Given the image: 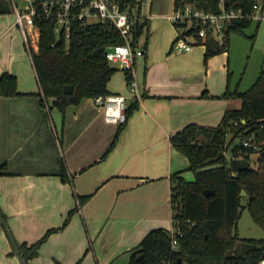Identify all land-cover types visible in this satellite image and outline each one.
<instances>
[{
    "label": "crops",
    "instance_id": "obj_1",
    "mask_svg": "<svg viewBox=\"0 0 264 264\" xmlns=\"http://www.w3.org/2000/svg\"><path fill=\"white\" fill-rule=\"evenodd\" d=\"M151 3L144 9L151 17L140 35L145 52L132 72L140 97L128 98L137 106L106 153L119 123L105 121L92 97L64 111L51 99L41 102L13 9L0 11V75L13 74L19 92L0 94V164H6L0 174V210L14 240H37L62 224L79 195H89L28 264H126L149 230L172 227L171 174L179 171L186 178L190 169L170 136L188 123L216 126L227 108L240 105L239 98L222 96L227 84L239 88V80H232L229 46L206 60L204 44L190 51L174 48V0L172 7L154 11ZM258 12L259 19L264 17V3ZM31 31L36 51L39 31ZM107 88L129 95L121 69L111 74ZM11 248L0 223V264H21Z\"/></svg>",
    "mask_w": 264,
    "mask_h": 264
},
{
    "label": "trees",
    "instance_id": "obj_2",
    "mask_svg": "<svg viewBox=\"0 0 264 264\" xmlns=\"http://www.w3.org/2000/svg\"><path fill=\"white\" fill-rule=\"evenodd\" d=\"M256 1L223 0V3L226 9L239 8L243 13L252 14ZM186 2L214 12L220 9V0H174V8L182 7ZM251 20V17L232 20L226 30L225 46H219L213 37H207L204 40V60L226 51L229 33H243ZM34 22L39 29L38 48L31 51V56L40 84L41 102L51 99L64 111L67 105L77 104L84 97L111 93L107 82L117 67L108 61L105 52L109 45L121 43L122 37L110 22L83 23L74 20L68 36L63 32L55 34L54 19H35ZM147 23V19L136 20L135 39L146 30ZM191 30L188 29V32ZM123 72L126 81L132 79L129 70ZM65 84L71 85L69 93L63 91ZM16 85L13 74L3 72L0 75V94H18ZM222 96L239 98V107L227 108L216 126L188 123L170 136L173 146L187 156L188 169L194 174L192 180L184 178L179 171L171 174L172 221L174 228L182 232L177 236V251L170 249L168 229L156 227L140 239L126 264H162V260L168 257L176 261L180 258L184 264H258L264 259V237L239 238L236 230L241 199L245 195L246 207L254 221L264 227V144L258 143L264 138V65L247 88L236 86L231 89L227 84ZM136 106V100L127 105L126 117ZM124 123L118 124L105 153L115 144ZM249 136L254 137L257 145H244L240 139L238 144L233 145L230 156L225 154L235 138ZM251 154L256 155L254 161L261 164H251ZM239 158L248 159L249 165L238 168ZM5 168V162L1 163L0 174ZM61 176L65 178L64 170ZM205 189L212 192L206 195ZM88 197L79 195L78 203L67 212L62 224L47 229L37 240L31 243L15 241L27 264L37 255L47 236L63 228L71 214ZM0 214L6 220L1 210ZM238 240L245 242L246 248L241 254H233L230 250ZM139 254L141 256L137 257Z\"/></svg>",
    "mask_w": 264,
    "mask_h": 264
},
{
    "label": "built area",
    "instance_id": "obj_3",
    "mask_svg": "<svg viewBox=\"0 0 264 264\" xmlns=\"http://www.w3.org/2000/svg\"><path fill=\"white\" fill-rule=\"evenodd\" d=\"M23 8L19 7L15 0H8L15 14V22L18 24L27 50L31 56V33L37 29L35 19H54V32L59 35H69L71 23L80 20L83 23L110 22L120 33L122 42L109 45L105 55L110 63L118 69L133 72L137 57L142 56L145 48L140 43V36L135 39L136 20L148 19L150 12H145L149 0H25ZM264 0H257L252 14L243 13L241 9L224 7L220 0L219 11L205 10L192 3L186 2L184 6L177 7L171 14V21L178 27V33L173 40L172 46L178 50L190 51L195 44H204L207 37H213L219 46H225L227 42L226 30L228 24L241 17L259 18V8ZM192 28L190 32L188 29ZM39 31V29H38ZM32 58V56H31ZM127 82L129 95L122 93L98 94L93 98L94 102L102 107L105 121L121 123L126 121L125 109L128 98L137 99L140 91L133 79ZM243 121V119H242ZM244 145H257L253 136L240 138ZM264 144V138L258 143ZM226 154V150L224 151ZM227 155V154H226ZM229 157V156H228ZM173 222V221H172ZM170 237V249L177 251V236L182 235L180 229L172 227L168 229ZM162 264H184L182 260L177 263L172 257L162 260ZM258 264H264V259Z\"/></svg>",
    "mask_w": 264,
    "mask_h": 264
},
{
    "label": "rangeland",
    "instance_id": "obj_4",
    "mask_svg": "<svg viewBox=\"0 0 264 264\" xmlns=\"http://www.w3.org/2000/svg\"><path fill=\"white\" fill-rule=\"evenodd\" d=\"M15 1L21 8L26 4L25 0ZM151 2V7H153L152 11H154L156 7H172L173 0H151ZM258 15H260L259 12ZM30 33L32 36L31 43L34 44L33 32L30 31ZM228 42L230 70H233L232 80L234 82V79H238L239 89H245L253 82L261 66L264 65V17L261 19L253 17L250 24L244 27L243 33L231 31L229 33ZM218 54H221V52ZM239 142L240 140L235 138L229 144L226 149L227 156H230L233 145L238 144ZM255 158L256 155H250L251 164L254 166L261 164L254 161ZM185 177L187 179H193V171L188 170ZM246 201L247 196L245 195L241 199V213L236 225L237 234L239 238L264 237V227L254 221L251 213L246 207ZM245 248V242L238 240L230 252L233 254H241L244 252Z\"/></svg>",
    "mask_w": 264,
    "mask_h": 264
},
{
    "label": "water",
    "instance_id": "obj_5",
    "mask_svg": "<svg viewBox=\"0 0 264 264\" xmlns=\"http://www.w3.org/2000/svg\"><path fill=\"white\" fill-rule=\"evenodd\" d=\"M10 9V5L8 2H5L3 0H0V11H8ZM63 91L65 93H69L71 91V85L69 84H65L63 86ZM249 165V160L246 158H239L237 160V166L238 168H245ZM205 194L208 195L210 192H212V190H204ZM242 193H244L245 191L242 189L241 190ZM0 223L3 226L5 233L10 241L11 247H12V251L15 254V256L17 257V259L19 260V262L21 264H27L26 260L22 257V255L19 253L17 246H16V242L13 238V235L9 229V227L7 226L6 221L4 220V218L2 217V215L0 214ZM141 254H139L137 257H140ZM180 258H177V263H179Z\"/></svg>",
    "mask_w": 264,
    "mask_h": 264
}]
</instances>
